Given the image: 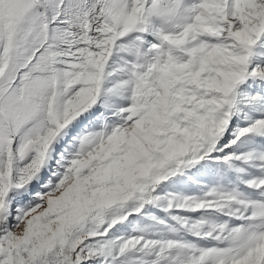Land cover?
Segmentation results:
<instances>
[{
    "label": "snow or ice",
    "instance_id": "6c2138e0",
    "mask_svg": "<svg viewBox=\"0 0 264 264\" xmlns=\"http://www.w3.org/2000/svg\"><path fill=\"white\" fill-rule=\"evenodd\" d=\"M0 264H264V0H0Z\"/></svg>",
    "mask_w": 264,
    "mask_h": 264
}]
</instances>
